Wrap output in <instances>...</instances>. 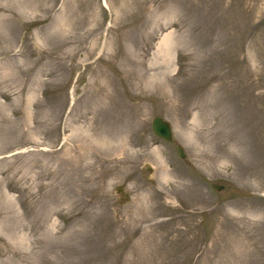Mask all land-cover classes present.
Instances as JSON below:
<instances>
[{
  "label": "rangeland",
  "instance_id": "obj_1",
  "mask_svg": "<svg viewBox=\"0 0 264 264\" xmlns=\"http://www.w3.org/2000/svg\"><path fill=\"white\" fill-rule=\"evenodd\" d=\"M0 264H264V0H0Z\"/></svg>",
  "mask_w": 264,
  "mask_h": 264
},
{
  "label": "water",
  "instance_id": "obj_2",
  "mask_svg": "<svg viewBox=\"0 0 264 264\" xmlns=\"http://www.w3.org/2000/svg\"><path fill=\"white\" fill-rule=\"evenodd\" d=\"M151 128L155 136H157L158 138L166 142L173 143L174 137H173L171 126L163 118L161 117L154 118L151 123ZM175 149L181 158H185V154L181 146L176 145ZM213 187L217 191H220L221 189H223V187H220V186L217 187L214 185Z\"/></svg>",
  "mask_w": 264,
  "mask_h": 264
}]
</instances>
